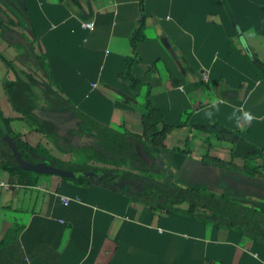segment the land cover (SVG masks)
<instances>
[{"label":"crops","instance_id":"0c3cea01","mask_svg":"<svg viewBox=\"0 0 264 264\" xmlns=\"http://www.w3.org/2000/svg\"><path fill=\"white\" fill-rule=\"evenodd\" d=\"M147 98L172 127L163 148L138 141L156 180L264 209V177L242 169L264 163V0H142L141 11L140 0H0V110L23 142L66 165L146 175L100 151L76 112L141 134ZM61 179L21 186L0 170L11 185L0 187V264H264V245L207 211L152 202L121 179Z\"/></svg>","mask_w":264,"mask_h":264},{"label":"trees","instance_id":"16d2710c","mask_svg":"<svg viewBox=\"0 0 264 264\" xmlns=\"http://www.w3.org/2000/svg\"><path fill=\"white\" fill-rule=\"evenodd\" d=\"M142 0H140V11ZM144 17L141 15L137 27L130 37V46L133 56L138 42L144 40L143 24ZM135 62L134 57L127 58L128 67ZM127 81L139 91L141 83L130 74L126 75ZM76 117L85 122L96 134L100 142L98 149L110 157L127 159L136 167L147 170L146 175L133 174L126 171L110 170L104 168H93L87 165H66L53 158L49 151L43 146H30L23 142L18 134L10 128V118L3 116L0 110V170L8 173L11 182L21 186L35 185L38 173L23 169L19 160L25 163L38 164L30 160L28 152L34 153L43 159L53 161V167L71 173L72 177H62V181L73 182L77 185H88L96 183L109 186V182L121 179L123 183H133L134 191L142 193L151 190L153 193L150 200L181 201L188 206L187 215L193 216L195 210L209 212L215 219H226L233 228L241 230L242 234L253 242L264 245V209L244 205L226 194L216 195L208 191L204 185H194L187 188L177 186L170 179L158 181L152 176V171L138 151V141L143 140L151 147H165L166 134L172 129L164 123L163 112L156 109L149 98L142 107V133H123L103 125L88 116L76 112ZM190 137L187 138L184 152L189 151ZM18 155V157L16 156ZM243 172L249 177H264V163L254 166L245 161L242 166Z\"/></svg>","mask_w":264,"mask_h":264},{"label":"water","instance_id":"95a60500","mask_svg":"<svg viewBox=\"0 0 264 264\" xmlns=\"http://www.w3.org/2000/svg\"><path fill=\"white\" fill-rule=\"evenodd\" d=\"M18 157V155L16 154ZM19 158V157H18ZM20 165L23 169L30 170L33 172H36L38 174H56L59 177H72L73 175L69 172L59 170L55 167L46 165L44 163H38V164H31V163H25L19 160Z\"/></svg>","mask_w":264,"mask_h":264},{"label":"built area","instance_id":"2783aa9c","mask_svg":"<svg viewBox=\"0 0 264 264\" xmlns=\"http://www.w3.org/2000/svg\"><path fill=\"white\" fill-rule=\"evenodd\" d=\"M83 28L90 30L93 28V24L92 23H85V24H83ZM0 187L3 189H6V190L11 189V185L5 184V183H0ZM62 200L65 204H68V202L70 201V199H67V198H62Z\"/></svg>","mask_w":264,"mask_h":264},{"label":"rangeland","instance_id":"374dc122","mask_svg":"<svg viewBox=\"0 0 264 264\" xmlns=\"http://www.w3.org/2000/svg\"><path fill=\"white\" fill-rule=\"evenodd\" d=\"M262 178V177H261Z\"/></svg>","mask_w":264,"mask_h":264}]
</instances>
